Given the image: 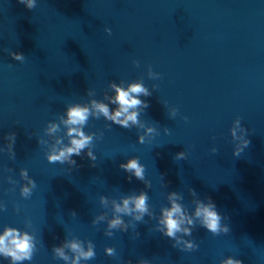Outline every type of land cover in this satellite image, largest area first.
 <instances>
[{"label":"water","instance_id":"95a60500","mask_svg":"<svg viewBox=\"0 0 264 264\" xmlns=\"http://www.w3.org/2000/svg\"><path fill=\"white\" fill-rule=\"evenodd\" d=\"M136 82L151 93L138 97L149 105L138 109L142 126L125 129L92 116L83 131L95 134L96 161L87 149L73 156L77 167L47 161L57 138L68 141L61 123L68 105L91 109L95 100L111 111L117 107L108 99L111 84ZM237 119L250 143L234 156L241 143L232 136ZM49 122L59 125L53 135L45 131ZM10 132L14 158L5 139ZM0 149V234L12 227L34 237L36 251L23 264H71L75 253L65 247L64 261L52 248L75 239L85 250L89 240L95 245V259L80 264H220L229 256L264 264V0H36L32 10L0 0ZM182 151L186 159H174ZM132 157L151 187L119 167ZM21 169L36 182L27 199L20 195L28 183ZM141 190L153 215L106 236L113 199ZM172 191L195 224L191 236L177 235L193 240L194 251L174 248L156 231ZM207 198L229 233L214 236L200 226L195 201ZM100 215L105 219L93 225ZM106 247L116 255L107 256ZM0 264L10 261L0 257Z\"/></svg>","mask_w":264,"mask_h":264},{"label":"clouds","instance_id":"9594fccd","mask_svg":"<svg viewBox=\"0 0 264 264\" xmlns=\"http://www.w3.org/2000/svg\"><path fill=\"white\" fill-rule=\"evenodd\" d=\"M19 3L25 5L29 10H32L36 6V0H18ZM105 32L111 34V29L105 28ZM14 60L23 62L25 56L22 53L9 52ZM139 66V61H134ZM151 75V71H150ZM111 88L114 89V95L109 97V102L117 107L110 111L109 105L103 102L92 101V108L82 106L79 103L68 105L66 108V119L61 118V123L67 128L66 135L68 137L67 143L62 138H57L55 143L48 147L46 151V159L49 163L67 164L71 168L77 167L76 160L73 156H81L86 152L89 160L95 162L97 157L92 151L93 141L95 134H86L83 131V127L87 125L90 117L95 116L99 119L100 115L113 124H116L122 128L130 129L133 125H140L139 111L140 108H148L149 105L145 100H141L138 97L150 96L151 93L142 82H136L130 84L127 88L120 87L115 83L111 84ZM94 109V111H93ZM187 120V117L185 118ZM237 129L243 133L242 136H237ZM46 134L53 135L59 131V125L49 122L46 128ZM148 134H154L155 129L149 127L146 129ZM167 132V129H166ZM232 136L234 139L241 141L234 151V156H239L240 153L249 145L250 141L246 139L247 130L241 127L240 120L235 121V127L232 129ZM8 144V151L11 156L15 157L14 144L16 140V134L10 132L5 137ZM138 142L144 144V136L138 137ZM41 145H46L47 142L42 138L38 141ZM2 150V149H0ZM213 153L217 151L214 147L211 149ZM174 159L184 160L186 159V153L184 151L176 153ZM95 167V163L92 164ZM119 167L129 174V178L134 176L137 180L144 182L146 188L151 187L150 181L145 179V168L140 163L137 157L127 159L126 162L121 163ZM20 175L23 179H26L28 183L20 187L21 197L27 199L32 195L33 189L36 187V182L29 177L26 169H21ZM9 183L13 181L9 178ZM14 190V189H13ZM189 193L193 196L196 195L194 189L189 188ZM102 205L107 204V198L104 196L99 197ZM148 195L145 191L141 190L138 194L128 195L121 198L118 202L113 199V217L108 220L105 235L111 237L113 230H120L127 232L129 227H134L133 222H142L145 215L152 216L153 213L149 211ZM181 197L172 191L168 194V201L170 206L161 207L160 216L157 220L156 231L160 232L167 238L174 241L173 247L179 248L182 251L191 252L198 248V245L193 240H184L182 236H178V233H182L183 236H191L192 228L195 227L194 221L190 215H188L186 208L181 203H178ZM205 203L202 200L197 199L195 201L194 216L200 220V226L205 228L208 232L215 235L221 233L227 234L230 231L228 224H222V215L217 211L215 203L211 198H207ZM5 209V206L0 203V210ZM19 212V208H16ZM72 216H76V212L70 213ZM124 216L130 217L129 221L123 219ZM105 219L104 215H100L93 219V225H97L99 221ZM187 225V226H185ZM67 247L71 252L75 253V257L72 259L71 264H80L81 259L89 261L95 259V245L92 241H88L87 250L82 246V242L78 239L67 242L63 246H54L52 252L55 258L69 260V256L65 253L64 248ZM36 251V245L34 243V237L27 232H21L20 230L12 227H6L3 234H0V257L8 259L10 264H23L24 261H31ZM104 252L107 256L112 257L116 255V251L113 247H106ZM126 264H133L131 260ZM135 264H149L147 259H139L135 261ZM220 264H242L240 259L233 258L231 256L222 260Z\"/></svg>","mask_w":264,"mask_h":264}]
</instances>
